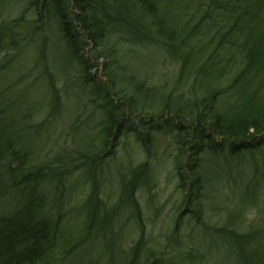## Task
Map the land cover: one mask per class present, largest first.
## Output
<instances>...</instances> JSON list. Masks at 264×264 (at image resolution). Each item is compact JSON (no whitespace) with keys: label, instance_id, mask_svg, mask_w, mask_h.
<instances>
[{"label":"trees","instance_id":"16d2710c","mask_svg":"<svg viewBox=\"0 0 264 264\" xmlns=\"http://www.w3.org/2000/svg\"><path fill=\"white\" fill-rule=\"evenodd\" d=\"M163 1L169 3L170 13L175 20L173 24H166L165 19L160 18L159 3ZM25 2L28 8L26 13L35 14L30 18L31 23L25 17L13 19L11 22L6 18L2 20L0 11V264H99L98 260L104 257L105 264H114L116 257L121 255H131L130 258H133L140 254L146 248L145 239L149 237L141 224L142 231L135 242L126 248L120 247L127 238L121 235L123 240L118 239L122 228H115L116 215L112 211L101 215L103 207L94 198L93 201H87L85 207L89 206L86 210L82 206L85 210L82 214L84 227L92 229L90 236H93L86 238L87 243L83 238L72 241L67 236L64 225L70 222L72 215L66 222V214L62 210L69 196L64 195L62 181L57 184L61 177L57 174V167L75 158L82 168L88 164L86 171H90L94 163L98 170L101 155L95 156L91 151L93 141L90 128L93 124L87 122L88 144L79 146L76 140L75 144L78 149L89 147L92 157L82 156V151L77 150V155L61 152L60 157L49 163L29 162L35 151L41 148V135L38 133L41 125L30 124L34 121V109L42 106L38 103L34 107L37 100L31 97V85L35 79L27 78L30 66L24 67L25 61L12 58V55L19 52L24 40L17 35V30L24 31L23 38L27 35V41L32 42V45L37 43L41 50L36 55L39 63L35 62L37 66L34 65V68L40 69L37 74L39 79L46 73L50 78L52 90L47 96L51 101V110L56 109L61 100V90L54 85L57 82L56 76L63 74L62 76L67 77L68 71L76 66L74 62L83 65L80 68L79 65L76 66L80 69L77 72L80 71L82 82L92 83V87L98 92L97 97L102 94L104 102L112 107L105 116L102 112L105 120L100 122L93 135L94 138L97 136L101 139V145L114 146L116 136L125 131L121 129V124L126 112L169 114L171 117L164 118L166 120L161 119L162 115L157 118L164 122L172 120L168 129L171 132L175 130L172 135L176 149L175 168L181 181L179 187L189 193L186 202L191 207L197 204L196 195L202 184L211 183V180L226 181V190H231L225 195V190L222 191V197L218 191L213 195L214 200L223 202L224 212V221L214 226L210 232L214 240L212 247L216 245L221 249L224 246L223 250H226L219 262L264 264V221L258 223L256 217H251L248 221L252 216V209L259 208V200L264 199V151L261 150V154L259 152L261 146H264V0ZM164 16L168 17L167 14H162ZM224 23L228 30L224 28ZM176 24L189 27L192 31H205L206 25L208 47L213 44L216 53L218 51L215 58L209 56L210 67L206 70H202L205 69L203 67L198 70L191 63L190 56L185 71L189 69L197 76L195 84L191 85H204L201 86L202 94L199 89L198 94L189 98L182 93L167 91L165 94L158 87L133 81L127 73L119 72L120 59L116 53L118 46L123 42L141 45L146 42L168 41L164 46L173 51ZM35 40L37 41L34 42ZM190 49L192 56H202L199 52L201 47L186 50ZM220 55H224L222 58L226 59L223 61L228 70L226 74L231 71L230 63L235 55L242 58L243 70L238 71L226 85L217 87L212 84L211 88L206 79L210 75L211 80L214 76L218 77L220 70L217 58ZM188 56L189 54L187 58ZM99 58L105 62L102 74L105 77L101 79L91 71L98 66L94 61ZM34 59L36 61V57ZM20 67L24 69L23 72ZM124 76L131 81L129 84L124 83ZM10 79L15 82L7 88ZM23 83H26L28 91L25 98L22 94L13 99L6 96L8 90ZM123 84L127 85L126 90L120 89ZM222 96L228 98L223 99ZM52 113L53 111L49 115ZM80 125V119H77L71 128L75 129ZM148 129L145 127L141 131ZM203 152L213 160L224 158L226 168L219 167L213 176L208 169L202 168L201 160L207 158V154L200 158L199 153ZM231 157L236 160H227ZM243 163H247L249 167L251 164L253 175L249 170L245 172L247 164ZM143 165L146 167V163ZM236 166L238 167L234 170ZM61 168L66 167L63 165ZM130 172L132 174L128 179L123 177L124 173L120 172L119 176L122 184L121 198L126 205L133 198L129 193L134 183L130 180L138 178H135L134 173L138 174L140 168ZM147 178L148 175L144 177V182ZM75 212L76 209L73 211V219L77 220L78 214Z\"/></svg>","mask_w":264,"mask_h":264},{"label":"rangeland","instance_id":"374dc122","mask_svg":"<svg viewBox=\"0 0 264 264\" xmlns=\"http://www.w3.org/2000/svg\"><path fill=\"white\" fill-rule=\"evenodd\" d=\"M164 2L166 1L159 3V7H161L160 18L163 20L165 19L166 24L170 22L173 24L175 20H173L172 14L170 13L169 3ZM0 8L1 14L3 15L1 19H9V22L13 19L25 17L26 21H30L29 23H31L30 18L35 16V14L31 12H29V14L26 13L28 8H26L25 0L22 2L19 0H0ZM162 14H167L168 17H162ZM223 25L225 26L226 23ZM175 26L176 40L172 43L175 47L173 51H175L176 54L164 46L168 41H156L154 43L146 42L141 45L134 43L127 44L122 41L123 44L121 43L122 45L120 44L121 46L117 48L118 52L116 51L120 59L119 72L127 73L132 77L133 81L136 80V82L158 87L164 91L165 94H167V91H170L176 94L182 93V95L189 98L190 96L198 94L199 89L200 94H202L201 86L204 85H191V83L195 84V78H197V76L195 72L189 69L185 71V67L189 64L190 56L192 60L191 63H193L198 70L202 67L205 68L202 70H206L210 67L209 56L215 58L216 50L213 44H210L208 47L209 43L206 25L204 26L205 31H192L189 27H180L178 24ZM204 27L201 26V28ZM224 28L226 30L229 29L226 28V26ZM23 32L24 31L21 32V30H17V35L24 40L22 46L19 48V52L12 55V58L16 61L19 58L25 61L24 67L30 66L27 78L35 79L31 85L33 89L31 97L38 101H35L34 107H36L38 103L42 106L34 109L35 115L33 119L35 122L33 121V124H30L32 126L37 124L41 125L38 130L39 136L41 135V148L35 151L33 154L34 157H32L29 162L34 164L49 163L50 161H55L56 157H60L59 153L61 152H70L77 155V152H79L77 150L82 151L80 152L82 156L84 155L88 158L92 157L93 155L88 151L89 147L85 146L78 149L75 144V140L79 143V146L88 144L87 122L89 124L91 123L90 125L93 124L90 128L93 141L91 142V151L95 156H97V154L101 155L100 165L97 166V168H99L98 170L93 162L94 164L91 170L86 171L88 170V164H86V166L84 165L82 168L75 158H73L71 162L61 163V165L57 167V174L61 177L58 179L59 182H56L58 184L62 181V186H64L65 190L64 195L65 197H70H67L64 205L65 207H63L62 210V212L66 214V222L70 219L69 216L72 215L70 222L64 225L67 236L72 241L76 238H83V240H86L88 236H93H90V230L92 234V229H89L87 226L84 227V218L82 214L85 213L86 208L89 206L85 207L87 201H93L94 198L95 202L103 207L100 212L101 215H104L107 211H112L114 215H116L114 219L117 221L115 222V228H122L118 239L123 240V238H121L122 236H126L127 238L120 247L126 248L127 245L135 242L134 240L137 239L136 237L141 234V224H143V227H145L149 235V237L145 239L146 248L142 250L140 254H137V256L133 258H130L131 255H121L120 257H116L114 264H221L219 259L224 257L222 254H224L226 250H223L224 246L223 248L221 246V249L219 247L217 248L215 244V246L212 247V242H214V240L210 232L214 226L224 221L223 202L214 200L213 195L215 191H218L219 196L221 195L222 197V191L225 190L223 193L225 195L231 190H226L228 184L226 181L211 180V183L207 182L202 184L201 189L196 195L198 200L197 204L191 207L186 202V197L189 193L184 190L182 191L181 189H183V187H179L181 181L179 180V175H177V170L175 168L177 166L175 163L176 149L173 145L172 138V135L175 134V130L171 132V130L168 129L172 120L164 122V120L171 116L161 113L157 115L153 114L154 117L149 111L144 114L138 112L130 114V112H126L125 119L123 118L121 124V129L125 131L120 132L116 136L114 146L108 144L101 145V139H98L97 136L94 138L93 135L96 133L100 122L105 120L104 116L107 110H112V107L104 102L102 94L97 97L98 92L94 90L92 83L86 84L82 82L83 78L79 74L80 71L77 72V70H80V66L83 65L74 62V66L79 65V68L75 66L68 71L66 76L70 77V80L62 76L63 74L56 76L57 78L55 81L57 82L54 85L57 89L61 90L59 93V98L61 100L58 107L51 110V101L47 96V93L52 90L50 89V78L46 73L44 77L39 79L37 74L40 69L34 68L37 66L34 63H39L36 55L40 54L41 50L38 48L37 43L32 45V42L27 41V35L23 38ZM36 41L37 40L34 42ZM198 46L201 47L199 52H201L200 54L202 56H200V58H198L199 56L197 54L196 57L192 56L190 54L191 49L186 50L187 48L193 49ZM187 54H189L188 58ZM216 54H218V51ZM34 57H36V61ZM222 57H224V55H220L217 58L219 59L218 70H220L217 74L218 77L214 76L211 80L210 75V77L206 79L210 86L214 84L217 87H222L226 85L227 81L232 80V78L238 74V71L241 72L243 70L242 58L235 55V57L231 59V68L229 69L231 71L229 74H226L228 70L225 68L223 62L226 61V59ZM94 62L98 66L95 67L96 69H91V71L101 79V77L104 76L102 74L104 72L105 62H103L101 58ZM21 70L22 72L24 71L22 68L20 71ZM203 74L207 75V72ZM61 76L63 78H61ZM124 79L123 81L125 84L131 82L127 80L125 76ZM14 82V79H10L6 87L10 88L14 85ZM119 86L120 85H118V87ZM120 89L126 90L127 85L123 84ZM130 89L131 88H129V90ZM19 94H22L24 96L21 95L23 98L28 94L26 83L11 88L6 93V96L13 99L14 97L17 98ZM129 94L131 93L129 92ZM200 94L198 96H200ZM221 98L227 99L228 97L222 96ZM52 111L53 113L49 115ZM161 115L163 116L162 118ZM157 117L166 119L158 121ZM77 119H80L81 125L78 128L72 129L71 127ZM128 122H130V125H127ZM128 126L129 128H127ZM138 127H140V129ZM145 127L149 128L148 131H141L144 130ZM261 150L264 151V146H261L259 151L260 154L262 153ZM101 151H105L106 153H102ZM215 152L214 150V153ZM206 154V152L199 153L200 158H203ZM206 157L207 158L201 160L203 164L202 168L208 169L213 176L216 175L215 172L216 170L218 171L219 167L226 168V166L224 167V158L218 157L219 160H213V158H209L208 154ZM78 158H80V156ZM227 160L235 161L236 158L231 157ZM143 163H146V167L145 165L142 166ZM227 163L234 164L233 162ZM63 165L66 167L65 169L61 168ZM138 167L140 168V172H138V174L134 173L136 176L135 178H138L133 179L134 181L130 180L134 183L133 189H131L129 193L133 198H131V202L126 205V202L121 198L123 195L121 193L122 190H120L122 187L120 183L121 178L119 177L120 172L124 173L123 177L128 179L132 174L130 171L133 169L137 170ZM237 167L238 166H236L234 170ZM247 170L253 175V167L251 164L250 167L248 164L246 165L245 172H247ZM144 175H148L146 182L143 180L145 177ZM55 188L59 189L57 185H55ZM259 201L261 205L257 209H252V216L249 217L248 221H250L251 217H256L258 223L264 221V209L259 210L260 208H264V199H260ZM82 206L85 207V210ZM74 209H76L75 214H78L79 220L73 219ZM137 226L140 229H138ZM132 236L135 237L132 238ZM85 243H87V240ZM91 257L94 256L92 255ZM105 260V257L99 259L98 263L105 264ZM225 260L228 261L227 259ZM223 264L226 263L223 262Z\"/></svg>","mask_w":264,"mask_h":264}]
</instances>
